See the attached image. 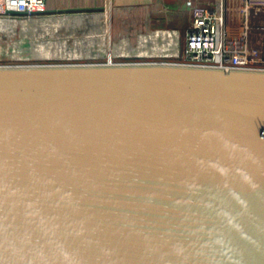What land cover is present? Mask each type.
I'll list each match as a JSON object with an SVG mask.
<instances>
[{
  "label": "water",
  "instance_id": "obj_1",
  "mask_svg": "<svg viewBox=\"0 0 264 264\" xmlns=\"http://www.w3.org/2000/svg\"><path fill=\"white\" fill-rule=\"evenodd\" d=\"M64 58L0 64V264H264V70Z\"/></svg>",
  "mask_w": 264,
  "mask_h": 264
},
{
  "label": "crops",
  "instance_id": "obj_2",
  "mask_svg": "<svg viewBox=\"0 0 264 264\" xmlns=\"http://www.w3.org/2000/svg\"><path fill=\"white\" fill-rule=\"evenodd\" d=\"M73 8L88 11L4 17L0 33L21 26L18 49L31 44L40 61L71 54L75 62L174 61L183 51L190 24L184 0H46L47 10Z\"/></svg>",
  "mask_w": 264,
  "mask_h": 264
},
{
  "label": "built area",
  "instance_id": "obj_3",
  "mask_svg": "<svg viewBox=\"0 0 264 264\" xmlns=\"http://www.w3.org/2000/svg\"><path fill=\"white\" fill-rule=\"evenodd\" d=\"M190 10L180 56L169 62L189 66L264 70V54L249 44L252 28L264 29V0H184ZM46 0H0V19L40 16ZM9 12L16 13L15 15ZM250 20L258 21L250 25ZM131 60L105 62L117 63Z\"/></svg>",
  "mask_w": 264,
  "mask_h": 264
},
{
  "label": "rangeland",
  "instance_id": "obj_4",
  "mask_svg": "<svg viewBox=\"0 0 264 264\" xmlns=\"http://www.w3.org/2000/svg\"><path fill=\"white\" fill-rule=\"evenodd\" d=\"M258 23V21L250 20V25ZM21 26H18L15 31L16 33H0V64H27V63H48L46 59L37 58L36 49L33 52V47L29 43L25 44L26 50H19L18 47L22 46L19 41L23 39ZM256 28H252L248 33V41L250 45H254L257 47V42L261 34ZM26 39V38H25ZM27 46V47H26ZM6 49L7 52L4 51ZM10 49V50H9ZM258 51L262 53L259 49ZM264 53V52H263ZM149 61V60H146Z\"/></svg>",
  "mask_w": 264,
  "mask_h": 264
},
{
  "label": "trees",
  "instance_id": "obj_5",
  "mask_svg": "<svg viewBox=\"0 0 264 264\" xmlns=\"http://www.w3.org/2000/svg\"><path fill=\"white\" fill-rule=\"evenodd\" d=\"M257 31H259L258 33L261 34V36L259 37V40L256 41L257 42V47L252 45L253 47L259 49L262 54H264V29L262 28H259V29H256Z\"/></svg>",
  "mask_w": 264,
  "mask_h": 264
},
{
  "label": "bare ground",
  "instance_id": "obj_6",
  "mask_svg": "<svg viewBox=\"0 0 264 264\" xmlns=\"http://www.w3.org/2000/svg\"><path fill=\"white\" fill-rule=\"evenodd\" d=\"M0 25H3L2 21H0ZM3 28H4V27H3ZM3 28H2V29H3ZM6 29H7V28H6ZM22 40H23V39H21V41H22ZM22 42H23V41H22ZM30 45H31V44H30ZM26 47H27V46H26ZM23 49H25V46H23L22 50H23ZM9 50H10V49H9ZM19 50H21V49H19ZM4 51L7 52L6 49H4Z\"/></svg>",
  "mask_w": 264,
  "mask_h": 264
}]
</instances>
